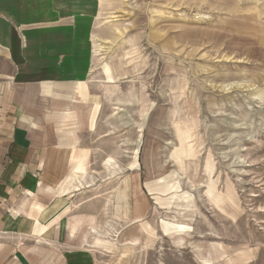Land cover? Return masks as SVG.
Wrapping results in <instances>:
<instances>
[{"label": "rangeland", "instance_id": "rangeland-1", "mask_svg": "<svg viewBox=\"0 0 264 264\" xmlns=\"http://www.w3.org/2000/svg\"><path fill=\"white\" fill-rule=\"evenodd\" d=\"M67 1L0 4L32 17L59 12V25L69 12L70 62L89 49L86 80L82 72L61 84L92 104V130L79 147L68 130L71 174L83 184L71 190L69 210L84 221L83 244L99 264H264V0H97L76 12L64 11ZM184 149L200 150L195 172L170 157ZM206 157L222 197L215 204L206 194ZM126 177L135 185L128 202L137 205L123 217L115 204ZM159 177L149 194L144 183ZM172 222L189 224L179 246ZM95 238L112 245L95 247Z\"/></svg>", "mask_w": 264, "mask_h": 264}, {"label": "crops", "instance_id": "crops-1", "mask_svg": "<svg viewBox=\"0 0 264 264\" xmlns=\"http://www.w3.org/2000/svg\"><path fill=\"white\" fill-rule=\"evenodd\" d=\"M0 10L15 11L0 12V264H99L80 238L84 221L71 216V192L61 188L75 156L68 130L74 128L78 147L92 130V104L61 84L77 81L82 72L86 80L89 49L82 61L70 62L75 46L69 13L59 25V12L32 17L2 4ZM61 30L68 33L63 39ZM122 184L115 214L127 217L137 205L135 198L128 202L133 177ZM157 184L160 177L144 183L151 195ZM93 244L110 248L112 242L95 238Z\"/></svg>", "mask_w": 264, "mask_h": 264}, {"label": "bare ground", "instance_id": "bare-ground-1", "mask_svg": "<svg viewBox=\"0 0 264 264\" xmlns=\"http://www.w3.org/2000/svg\"><path fill=\"white\" fill-rule=\"evenodd\" d=\"M121 1V0H120ZM96 2L97 0H68L66 3H67V6L64 8V11L67 12L68 9H71L72 12H76L80 9H83V10H87V9H93L96 7ZM65 12V13H66ZM11 13H15V11H11ZM69 13V12H68ZM25 15V14H24ZM24 15L21 13V16L24 17ZM167 17V16H166ZM188 19V18H187ZM105 22V21H104ZM103 27V26H102ZM128 27V26H127ZM114 37H115V34H114ZM114 42V41H113ZM115 45V44H114ZM99 48V46H98ZM96 50V49H95ZM186 80L185 78L183 79V81ZM190 80V78H189ZM180 82V81H179ZM179 85V84H178ZM184 88H185V84L184 85H181V93L183 95L184 93ZM206 88V87H205ZM195 93V92H194ZM190 95V94H189ZM193 95V94H192ZM176 96V95H175ZM207 96V95H206ZM178 97V95H177ZM193 97V96H192ZM210 97V95H209ZM208 97V98H209ZM214 97V96H212ZM176 98V97H175ZM187 98V97H186ZM178 101V100H177ZM186 101V100H185ZM209 101V100H208ZM198 102V101H197ZM207 102V101H206ZM210 102V101H209ZM208 103V102H207ZM185 112H186V108H184ZM190 109V108H189ZM227 109V108H226ZM184 112V113H185ZM208 112V111H207ZM186 113H189V111H187ZM192 114V113H190ZM90 117V116H89ZM226 117V116H225ZM227 120V118H225ZM89 121V119H88ZM228 122V121H227ZM177 138L180 139L182 138L181 134H178L177 135ZM187 148V147H185ZM199 153H200V150L198 151V153H194L191 149H184L182 151V154L183 156L181 155H173V156H170L171 158H175V161H176V166L178 167L179 170L183 171L186 167V165L188 163H193L194 165V172L196 171V161L198 160V156H199ZM155 154V153H154ZM205 156V155H204ZM149 158V157H147ZM207 158V157H206ZM147 161V159H145ZM154 160V159H153ZM206 162H205V170L207 171V174L209 175V183L207 186V190H206V194L209 198V200L211 202H213L215 204V199L216 198H220V200L222 201V197L220 196L219 194V191L217 190L218 188L216 187V180L214 181L212 179V177H210V175L212 174L213 172V162L210 161L209 158L205 159ZM107 162H111L110 158L106 160ZM113 161V160H112ZM145 163V161H144ZM115 164V163H114ZM148 164V163H147ZM215 164V163H214ZM116 165V164H115ZM203 168V167H202ZM148 169V168H147ZM150 169V168H149ZM203 170V169H202ZM215 173V172H213ZM151 174V173H150ZM88 175V174H87ZM185 176V175H184ZM85 179V178H84ZM187 182V181H186ZM189 182V181H188ZM80 184H82V180L79 179V177H76L74 175H68L66 176L65 180L61 183V188H62V191L63 192H71L72 189H76ZM202 184V183H201ZM206 184V183H205ZM83 185V184H82ZM219 187V186H218ZM201 189V188H200ZM199 189V190H200ZM203 191V190H202ZM218 195V196H217ZM220 196V197H219ZM226 198L230 199L231 198V192L229 191V189H227V193H226ZM228 204V203H227ZM186 209V208H185ZM186 211V210H185ZM187 211H190L189 209H187ZM189 213V212H188ZM185 215V214H184ZM188 216V215H187ZM190 216V215H189ZM188 216V217H189ZM187 217L186 220H188L189 218ZM168 226H170V231H169V235L171 236H174V243L177 244L178 246L180 244L183 243V236L184 235H187L189 234V232L185 229L187 226H189V224L187 222H172V223H166ZM91 231L94 233L96 232V228L95 227H92L91 228ZM150 231V230H149ZM137 239H133L131 241V243L134 245L137 243L136 241ZM147 244V243H146ZM221 248V251L224 252V249L222 248V246H220ZM213 257V254L211 255ZM218 255L214 256V257H217ZM213 257V259H214ZM231 260V259H230ZM201 261H203L204 264H214L212 262H210V260L208 259H204L202 258Z\"/></svg>", "mask_w": 264, "mask_h": 264}]
</instances>
